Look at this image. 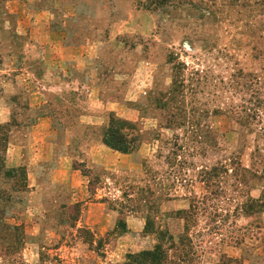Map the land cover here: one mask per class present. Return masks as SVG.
<instances>
[{"label": "rangeland", "instance_id": "obj_1", "mask_svg": "<svg viewBox=\"0 0 264 264\" xmlns=\"http://www.w3.org/2000/svg\"><path fill=\"white\" fill-rule=\"evenodd\" d=\"M0 264H264V0H0Z\"/></svg>", "mask_w": 264, "mask_h": 264}, {"label": "trees", "instance_id": "obj_2", "mask_svg": "<svg viewBox=\"0 0 264 264\" xmlns=\"http://www.w3.org/2000/svg\"><path fill=\"white\" fill-rule=\"evenodd\" d=\"M128 123L127 121L118 119L116 122H113V125H110V127L106 131V135H104V142L109 145L110 147L126 152L128 151V148L123 144V138L124 136L121 134L119 130H121L122 127L120 125L124 126Z\"/></svg>", "mask_w": 264, "mask_h": 264}]
</instances>
